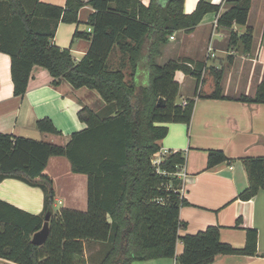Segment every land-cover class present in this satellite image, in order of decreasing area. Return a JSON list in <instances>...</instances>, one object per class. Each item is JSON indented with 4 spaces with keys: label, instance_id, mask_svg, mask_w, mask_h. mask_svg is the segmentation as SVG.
<instances>
[{
    "label": "trees",
    "instance_id": "trees-1",
    "mask_svg": "<svg viewBox=\"0 0 264 264\" xmlns=\"http://www.w3.org/2000/svg\"><path fill=\"white\" fill-rule=\"evenodd\" d=\"M223 1L226 7L221 12V2L198 0L192 12L184 13V0H149L147 5L141 0H87L94 9L86 20L91 31L76 30L73 36H86L90 44L75 61L68 48L52 40L59 22H77L82 0H65L64 6L39 0H0V51L10 57L15 95L25 93L31 68L39 65L47 69L54 85L63 79L74 88L96 90L115 113L101 118L81 107L77 116L85 127L72 133L65 145L0 133V180L17 177L39 185L44 192L40 214L0 199V258L17 264H132L175 257L179 264H209L220 253L256 252L255 228H246L241 249L222 242L216 225L180 236L179 209L187 201L179 193L182 179L174 173L184 166L185 155L169 151L159 166L152 164L167 124L188 126L191 120L194 98L186 99L184 105L176 100L180 89L174 78L177 70L196 79L194 96L230 98L222 94V69L207 68L204 62L186 57L157 64L155 57L167 37L180 29L192 31L206 13L214 12L218 28L229 32L228 45L244 53L251 51L253 28L247 25L251 0ZM233 25L244 29L238 33ZM114 47L127 56L128 78L123 67L109 62ZM141 66L147 70L146 84L135 80ZM205 70L213 76L214 87L201 94L197 88ZM159 97L163 101L157 105ZM237 99L264 103V80L253 96ZM36 125L44 133H60L48 117L39 118ZM52 155L66 156L73 172L87 175L85 211L61 208L54 212L53 182L45 172ZM230 160L223 150L211 149L206 168ZM242 162L248 184L237 197L246 200L264 190V156L246 157ZM46 213L50 214L49 234L37 245L31 238ZM179 240L183 249L176 255Z\"/></svg>",
    "mask_w": 264,
    "mask_h": 264
},
{
    "label": "crops",
    "instance_id": "crops-1",
    "mask_svg": "<svg viewBox=\"0 0 264 264\" xmlns=\"http://www.w3.org/2000/svg\"><path fill=\"white\" fill-rule=\"evenodd\" d=\"M39 2L59 6L65 4V0ZM82 2L84 4L79 9L77 22H59L52 40L55 45L68 48L75 61L82 58L90 44V38L86 36H73L76 30L90 33L86 20L94 9L87 0ZM141 2L147 5L149 0ZM220 2L221 12L226 7L224 1L214 4ZM196 4L197 0L188 5L187 0H184L183 12H192ZM209 13L192 31L180 29L170 34L160 45V54L155 57L159 65L169 59L186 57L204 62L207 68L222 69V94L230 97L215 99L194 96V93L183 88L186 84L196 87V79L181 70L175 72L174 78L180 84L177 102L189 98L195 101L189 125L168 123L167 134L159 142L161 149L170 152L179 150L185 155L183 168L186 175L180 184L179 193L187 202L179 209L183 225L179 227L178 233L180 236L194 234L208 225H216L222 242L241 249L245 245L246 228H255L257 248L254 254L220 253L209 264H264V190H259L250 199L237 197L248 184L242 159L264 156V103L237 99L240 95L253 96L258 84L264 80V0H251L247 25L253 28V40L248 53L242 52L238 46L228 45V30L215 26L217 14ZM233 29L240 33L244 27L233 25ZM229 55H232L230 59ZM108 59L113 67H123L128 78L130 68L126 54L114 47ZM135 74L138 84L147 83L148 75L144 66L139 67ZM208 77L211 78L209 74L201 78L204 80ZM51 80L46 68L34 65L25 93L15 95L10 75V57L0 51V133L65 145L72 133L85 127V123L77 116L81 107L92 109L101 118L115 114L96 90L74 88L63 79L54 85ZM212 87L213 84L205 93H209ZM41 117L50 118L59 130V135L39 131L36 121ZM211 149L223 150L231 160L207 169V155ZM45 172L53 182L54 212H59L54 209L58 204L63 205L62 208L87 209L88 177L84 173L73 172L66 156H50ZM0 199L29 213L40 214L43 211V189L17 177L0 180ZM237 219L240 222L235 225ZM182 249L183 244L179 240L176 243V255ZM132 264L179 263L175 257H160L135 260Z\"/></svg>",
    "mask_w": 264,
    "mask_h": 264
},
{
    "label": "rangeland",
    "instance_id": "rangeland-1",
    "mask_svg": "<svg viewBox=\"0 0 264 264\" xmlns=\"http://www.w3.org/2000/svg\"><path fill=\"white\" fill-rule=\"evenodd\" d=\"M194 1L195 0H187V5L190 3V4H193L194 3ZM198 1V0H197ZM206 1H208V2H211V3H215V2H219L220 0H206ZM209 14H214V12H210ZM211 17H213V16H211ZM207 20V19H206ZM84 25V24H83ZM85 26V25H84ZM83 26V27H84ZM82 27V26H81ZM218 39V38H217ZM219 40V39H218ZM207 74H209L210 76H211V78H204V80H203V78L201 79V81L198 83V88H197V90H198V93H202V94H206L205 93V91H208L209 90V86L210 85H212L213 84V87H214V81H213V76L211 75V73H209L208 72V70L207 71H205V73L203 74V76H207ZM190 80V79H189ZM63 81H65V80H63ZM213 81V82H212ZM213 87L211 88V91L213 90ZM194 89V90H193ZM195 89H196V87H191V85L190 84H186V85H184V88H183V90L184 91H189L191 94H193V93H195ZM210 91V92H211ZM209 92V93H210ZM194 95V94H193ZM63 207V205H61V204H58L56 207H54V209L56 210H60V208H62ZM57 213V212H56ZM89 250H87L86 252H85V254L87 255V254H89ZM0 264H12V263H9L8 261H2V259L0 260Z\"/></svg>",
    "mask_w": 264,
    "mask_h": 264
},
{
    "label": "water",
    "instance_id": "water-1",
    "mask_svg": "<svg viewBox=\"0 0 264 264\" xmlns=\"http://www.w3.org/2000/svg\"><path fill=\"white\" fill-rule=\"evenodd\" d=\"M162 101H163V98L159 97L157 101V105L162 104ZM49 218H50V214L46 213L44 215V220H43L41 228L32 235L31 241L34 244L42 245L45 242L49 234Z\"/></svg>",
    "mask_w": 264,
    "mask_h": 264
},
{
    "label": "built area",
    "instance_id": "built-area-1",
    "mask_svg": "<svg viewBox=\"0 0 264 264\" xmlns=\"http://www.w3.org/2000/svg\"><path fill=\"white\" fill-rule=\"evenodd\" d=\"M215 26H217V19H215ZM87 30L88 31H91V27H87ZM209 50L211 49L210 48V46H209V48H208ZM202 79V78H201ZM186 99H184V100H182L181 102H179L181 105H184V104H186ZM168 150L167 149H160V151L159 152H157L156 154H154L153 156H152V164L153 165H155V166H159V164L162 162V160L164 159V157H165V155L166 154H168ZM157 171L158 172H161L160 171V168L159 167H157ZM176 176H178L179 178H181V179H184V177H185V171H184V168H183V166L177 171V172H175L174 173Z\"/></svg>",
    "mask_w": 264,
    "mask_h": 264
}]
</instances>
